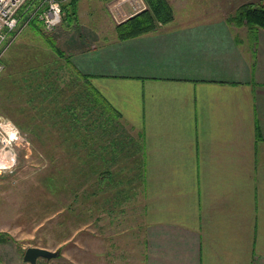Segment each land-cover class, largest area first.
I'll return each mask as SVG.
<instances>
[{
	"label": "crops",
	"instance_id": "crops-1",
	"mask_svg": "<svg viewBox=\"0 0 264 264\" xmlns=\"http://www.w3.org/2000/svg\"><path fill=\"white\" fill-rule=\"evenodd\" d=\"M111 1L52 36L143 137V217L139 235L109 237L102 253L81 246L77 264H264V27L171 4L172 21L120 39L117 23L133 14L117 21ZM31 30L44 44L13 42L0 91L21 74L22 51L50 49ZM122 240L132 258L119 263Z\"/></svg>",
	"mask_w": 264,
	"mask_h": 264
},
{
	"label": "trees",
	"instance_id": "trees-1",
	"mask_svg": "<svg viewBox=\"0 0 264 264\" xmlns=\"http://www.w3.org/2000/svg\"><path fill=\"white\" fill-rule=\"evenodd\" d=\"M145 2L144 9L117 23L116 32L120 39L153 31L174 19L175 11L169 0ZM69 3L73 5L71 13L68 4L62 2L64 14L77 20L76 2L70 0ZM229 21L264 27V3L241 5ZM39 22L34 18L30 24L50 49L22 51L23 70L19 76L9 73L14 77L8 75L11 79L5 85V95L13 99L9 112L20 130L33 145L43 148L45 155H51L53 168L46 177L50 190L57 195L62 187V190L65 188L73 194V200H81L80 184H74L76 181L71 179H79L74 174L78 168L79 172L83 170L82 173H86L84 179H88L90 167L95 175L92 185L96 189L88 196L81 192L86 204H91L94 196L95 204L102 201L118 205L127 191L133 188V181L140 182L143 193L146 185L143 137L127 131L119 110L93 85L91 76L82 73L70 56L57 46L53 32L46 31ZM16 57L19 59V53ZM12 59H5V64ZM59 160L64 164L57 163ZM65 161L72 165L67 166ZM73 163H76L75 167ZM63 173L66 174V182H71L68 188V182L65 187L61 186L63 181L57 180L64 176ZM106 187H115L114 202L111 196L107 197ZM86 208L88 211V206ZM87 211L83 212L86 214ZM5 237L6 234L0 233V240Z\"/></svg>",
	"mask_w": 264,
	"mask_h": 264
},
{
	"label": "rangeland",
	"instance_id": "rangeland-1",
	"mask_svg": "<svg viewBox=\"0 0 264 264\" xmlns=\"http://www.w3.org/2000/svg\"><path fill=\"white\" fill-rule=\"evenodd\" d=\"M169 1L170 4L175 6L176 14L205 15H234L236 10L243 4L264 3V0ZM62 2L68 4V10L71 13L73 5L69 3L70 0H62ZM75 2L78 13L87 14L80 18L84 23L90 21L88 14L94 16L95 14H105L104 12H107L105 11L104 0H75ZM117 2L120 3L118 6L122 10L114 8V4ZM138 4H141L140 0H112L107 3V7L109 13L113 12L117 14L119 19H122L126 14H134L140 11L143 6ZM126 5H129L130 8H125ZM118 14H120V17ZM94 19L95 17L92 18V21ZM78 22L79 20H73L71 16H68L65 22L57 27L56 32L60 30L61 34L67 31L71 25L78 24ZM39 24L42 25L41 22ZM29 25L25 26L26 28L23 27L16 37V42L21 43L17 47L18 49H26V46L22 43L44 44L41 37L31 30V24ZM93 25L95 26L94 23ZM80 31L87 37V30L82 28ZM10 52L11 49L6 54V60L9 59ZM6 69L5 66V70L0 76L7 75ZM5 93L0 91V117L8 118L16 124L12 118L13 115L9 112L13 99L6 98ZM35 121L40 122L39 119H35ZM125 127L129 133L136 135L129 127L126 125ZM23 135L27 136L25 133ZM4 149L0 142V233L6 234L5 239L0 240V264H32L24 260V253L30 246L44 247L54 251L60 250L59 256L50 259L39 258L38 264H77L76 255L83 250L81 246L89 254L93 249L97 252L102 249L100 251L102 253L103 249L105 251L108 249L114 235L117 239L123 237L134 238L139 235V222L143 217L142 206L144 202L140 182L133 181V188L127 191L118 205H110L102 201L95 204L94 196L91 204H86L84 203V194H81V192H85L88 196L91 191L96 189L92 185L95 175L93 172L91 173L90 167L88 169L90 172L88 179H84L86 173L83 174V170L79 172L78 168L77 171H74L79 179L71 180L76 181L74 184H80V190L78 191H81L79 193L81 200H73V194H70V191L65 188L62 190L61 187L57 195L50 190L46 177L49 170L53 168V162L51 161V155H45L43 148L41 149L31 142L28 147L26 145L15 146L12 149L13 154L5 153ZM57 163L64 164L62 160ZM65 163L67 166L72 165L68 161H65ZM73 165L75 167L76 163H73ZM62 175L64 176H60L57 180L58 182L63 181L64 184H61V186H65L68 182V188L71 182L68 180L66 182V174L63 173ZM89 180H91L90 183ZM112 188L106 187L107 191L105 193L107 197L111 196L114 202L115 187ZM102 203L103 205H101ZM98 208L100 209L98 210ZM83 211H87V213L85 214ZM125 241L127 240L121 241V248L109 250L111 253L112 250L115 251L116 262L123 261L125 253L126 257L132 258L130 256L131 252L126 249ZM132 243L128 241V245ZM99 247L100 250H98Z\"/></svg>",
	"mask_w": 264,
	"mask_h": 264
},
{
	"label": "built area",
	"instance_id": "built-area-1",
	"mask_svg": "<svg viewBox=\"0 0 264 264\" xmlns=\"http://www.w3.org/2000/svg\"><path fill=\"white\" fill-rule=\"evenodd\" d=\"M125 1V0H123ZM144 9L146 3L140 0ZM120 3L114 4L119 8ZM141 4H138L141 6ZM141 9V10H142ZM111 12V11H110ZM112 16L119 21L117 14ZM120 17V14H118ZM64 11L62 0H0V74L5 69V57L23 27L37 18L48 32H53L63 22ZM0 142L5 153L13 154L12 149L17 145L29 146L30 140L23 135L20 128L12 120L0 117ZM8 149V150H7Z\"/></svg>",
	"mask_w": 264,
	"mask_h": 264
},
{
	"label": "water",
	"instance_id": "water-1",
	"mask_svg": "<svg viewBox=\"0 0 264 264\" xmlns=\"http://www.w3.org/2000/svg\"><path fill=\"white\" fill-rule=\"evenodd\" d=\"M60 255V250H51L44 247L30 246L24 253V260L32 264H38L39 258H54Z\"/></svg>",
	"mask_w": 264,
	"mask_h": 264
},
{
	"label": "bare ground",
	"instance_id": "bare-ground-1",
	"mask_svg": "<svg viewBox=\"0 0 264 264\" xmlns=\"http://www.w3.org/2000/svg\"><path fill=\"white\" fill-rule=\"evenodd\" d=\"M42 24V23H41ZM43 26V25H42ZM44 28V27H43Z\"/></svg>",
	"mask_w": 264,
	"mask_h": 264
}]
</instances>
